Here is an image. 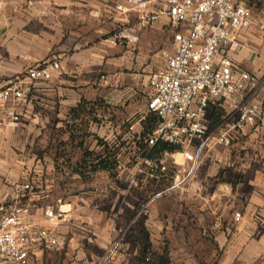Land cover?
I'll return each mask as SVG.
<instances>
[{
  "label": "crops",
  "instance_id": "crops-1",
  "mask_svg": "<svg viewBox=\"0 0 264 264\" xmlns=\"http://www.w3.org/2000/svg\"><path fill=\"white\" fill-rule=\"evenodd\" d=\"M125 1L0 0V84L8 77L24 75L27 69L43 62L58 61L61 64L51 81L25 80L27 97L20 105L22 121L11 127L18 130L23 139L46 141L47 144L52 125L57 123V127L60 126L59 120L66 119L71 109L82 101L94 102L99 117L104 112L100 105L105 103L108 106L107 113L111 116H105L102 124L95 125L97 135L113 141L121 133L126 124L120 126L112 112L126 94L135 92L133 75H138L135 72L141 68L148 72L150 85L152 64L148 56L150 48L145 42L147 30L154 37L166 36L169 29L165 26L170 24L173 28L171 51L175 49L174 34L178 30V26L165 15L142 26L136 12L124 15L117 11L116 6ZM165 1L152 0L151 7L162 10ZM121 25L133 27L139 34V41L112 44L111 37ZM150 25L153 26L148 27ZM241 41L240 49L233 55L234 61L264 81V44L261 46L260 40L251 36V29L241 34ZM139 42L141 51L136 58L132 50ZM225 113L223 108L209 110L208 118L213 128L224 120ZM11 128H0L2 202L12 196L15 183L29 182L26 170L15 163L14 151L6 147L12 140L13 134H8ZM46 144L39 154H33V166L38 171L43 168L38 156ZM242 144L251 146L240 147ZM209 149L213 152L206 156H211L215 163H210L207 175L203 174L188 187L192 199L184 194L188 190L183 186L185 182L180 184L182 187L176 184L163 186L165 166L158 175L142 170L146 175L138 182L135 174L141 169L137 164H130L129 168L121 164L118 182L100 173L91 182L73 175L66 182L63 180L61 186L60 178L54 174V162L52 158L48 159L46 170L49 175L53 174V179L47 181L50 185L46 191L35 194L34 200L37 204H42L44 199L60 200L71 220L59 225V233L65 241L63 247L44 251L37 264H168L164 255L150 262L146 259L149 260L150 250L162 244L155 238L166 235L167 227L161 226L168 222L171 208H176L185 221L186 214H189L191 221L196 223L195 232L209 238L214 254L219 256L215 264H263L264 128H248L233 140L231 146L224 147L223 152ZM55 151L50 148L48 157H52ZM217 161H223V170L216 173ZM160 162L162 164V159ZM123 171L134 176L131 178L133 183L131 179L127 181L128 186L121 175ZM154 185L155 194L161 195L155 198L149 213L145 214L142 210ZM50 186L54 193L46 198ZM174 189L181 193L176 200L169 196ZM137 191L142 192L141 197ZM183 207L192 210V215L186 209L181 211ZM236 212L242 213L239 221L235 219ZM35 214L40 223L46 224L40 209L35 210ZM136 220H141L139 229H135ZM133 222L132 238L123 240L115 255L108 257L113 242L126 236ZM165 245L166 241H163Z\"/></svg>",
  "mask_w": 264,
  "mask_h": 264
},
{
  "label": "built area",
  "instance_id": "built-area-1",
  "mask_svg": "<svg viewBox=\"0 0 264 264\" xmlns=\"http://www.w3.org/2000/svg\"><path fill=\"white\" fill-rule=\"evenodd\" d=\"M152 0H126L116 6L124 15L137 13L146 25L162 15L178 26L175 49L165 67L150 80L153 91L147 110L159 122L147 141L166 142L182 147L186 159L194 162L212 145L229 147L248 128H264V81L242 69L233 59L242 45L241 34L254 27L248 0H166L162 10H154ZM264 43V19L258 25ZM138 32L119 26L111 43H137ZM61 68L58 61H47L12 76L0 84V128L21 123L20 105L27 97L25 80L51 81ZM211 108L225 109V118L216 127L208 118ZM194 147V148H193ZM193 167V169H194ZM31 182L15 183L14 193L0 201V264H37L46 250L60 249L65 241L59 225L71 220L60 200L37 204ZM153 194L142 212L148 214ZM42 211L46 224L35 210ZM241 212L235 213L239 221ZM124 235L113 242L108 257L118 251ZM264 264V262H263Z\"/></svg>",
  "mask_w": 264,
  "mask_h": 264
},
{
  "label": "rangeland",
  "instance_id": "rangeland-1",
  "mask_svg": "<svg viewBox=\"0 0 264 264\" xmlns=\"http://www.w3.org/2000/svg\"><path fill=\"white\" fill-rule=\"evenodd\" d=\"M248 2L253 14V21H254V27L251 28V36L257 37L261 42V46H263L264 43L262 42L258 25L264 19V0H248ZM152 26L153 25H150L148 27H152ZM165 27L169 29L166 32L167 33L166 36L157 35L156 37H154V34H152L150 30H147L148 34L147 36H145V40H147L145 42H147V45L149 46L148 48H150L148 56L150 57L149 62L152 64L151 75H153L154 73H158L165 67L166 58L170 54V52H172L170 49V42L172 41L171 29L173 28L170 26V24H167ZM143 30L144 28L142 29V31ZM142 31H141V35L143 34ZM134 49L135 50H132V52L135 53L137 58V55H139V51H141L140 42L136 46H134ZM135 74H138L136 76L133 75L135 77L134 83L136 85L135 92L126 94L121 100L118 108H116L115 111L112 112V115L114 116L113 118L117 123H119L120 126L127 124L129 121L130 122L135 121L140 116H143L148 112L147 102L153 93L149 85V77H148L149 74L148 72L146 73L143 72L142 68L139 71L135 72ZM103 115L104 117L107 116L108 118H110L111 116V114L109 113H104ZM95 125L96 124H92L91 127V131L94 133H96ZM140 127H141L140 122H138L137 120V122H135L134 124V129L136 131H139L141 129ZM8 134H13V135H12V140H10L9 144L6 147H8L7 148L8 150L14 151L16 157L15 163L20 168L26 170V174L28 175L29 182L31 183L32 181L37 182L45 174L43 175V171H38V169H35L36 168L35 165L33 166V163H35L33 154L35 153L39 154L40 152L39 150L43 148L42 146L46 144V141L39 142L38 140H33V139H23L20 136L18 130L14 128L9 129ZM247 140L248 139H245L244 142H247ZM239 146L240 147L246 146L247 148L250 147L251 145L247 146L245 144H242ZM211 148H216V150H220V152H223L224 150L223 146H217V145L215 146L212 145ZM208 152L212 153L213 149H209V148L205 149L198 158L195 167L193 161L186 159V156L184 155L182 150L164 155L162 157V164L161 162L157 163L155 161H150L149 163H146L141 159H139L137 162L131 163V161H128V159L126 158L122 160L121 164H124L126 167L130 164H137L136 166H138L139 169H141L140 171L138 170L139 172L137 171V173L135 174V179L137 182L144 179V176L146 175L144 173L145 171L153 173L155 175L158 173L160 166H165L168 169V172L166 174L167 176L163 186L171 187V185L176 184V186L179 185L180 187H182L180 184L185 182V185L183 184V186L186 189L190 186V184L193 183L194 180H200L203 174L207 175L206 170L208 169L210 171L209 168L211 165L210 163L211 162L215 163V161L212 160L211 156H206ZM179 153H182L181 157L177 156ZM216 163L217 164L214 166L216 170L214 171L217 173L223 170V161L221 162L217 161ZM142 170L144 172H142ZM121 175L123 177L126 186H128L127 181H129L132 177H134L128 171H123ZM153 179L155 180L156 178ZM133 180L134 179H131L130 182L133 183L134 182ZM150 182L153 183V181ZM154 187L155 185L153 186L152 194L156 193ZM176 189H174L171 192V195H169L170 197H174L175 200L178 198V196H181L179 189L178 190ZM137 194L140 197L142 196V192H138ZM184 194H186L185 196L187 198L188 197L191 198L192 197L191 189L188 188V190H185ZM184 209H186L188 213L190 214L192 213L191 212L192 210L186 207H183L181 211ZM186 215H187L186 217L187 221H185L183 216L178 214L176 208H171V210L169 209V214H168L169 220L166 224H162L161 226L163 227V225H165V228L167 227L165 230L167 231V233L166 235H164V237L162 236L161 238L154 237L155 239H157L158 242L162 241V244L161 246L157 247L155 250H153L150 253L149 257L151 261L155 260L160 255L162 256L164 255L166 256V261L168 264L217 263L215 262V260L219 259V256L218 254L216 255L214 254L213 245H211L210 241L208 240L209 238L207 239L204 236L199 235V233L195 232L194 229L197 228L195 226L196 223L191 221L189 214ZM137 221L138 220H136L135 222L137 223ZM133 224L134 222L131 224V227H128L129 231H131V228L134 226ZM163 241H166L165 246H163Z\"/></svg>",
  "mask_w": 264,
  "mask_h": 264
},
{
  "label": "trees",
  "instance_id": "trees-1",
  "mask_svg": "<svg viewBox=\"0 0 264 264\" xmlns=\"http://www.w3.org/2000/svg\"><path fill=\"white\" fill-rule=\"evenodd\" d=\"M100 106L104 110L103 114L108 112V106L105 103ZM96 109L94 102L82 101L71 109L66 119L59 120L61 122L60 126L57 127V123L52 125L50 139L38 156L41 164H43L41 171L45 175L37 182L32 181V191L34 193L39 194L41 191H46L48 189L47 185H50L47 181L51 180L53 174L46 173L48 159L50 158L54 162V174L60 178L58 182L62 186L63 180L66 182L70 176L78 175L82 181L91 182L100 173H105L109 178L118 182L119 166L123 159L126 158L132 163L137 162L139 158H147L160 163L165 152L174 153L182 150L181 146L162 141L154 145L148 144L147 141L159 122V117L148 110L147 114L124 125L121 133L113 141L101 137L91 131L92 124L100 125L104 119V115L98 116L99 113ZM137 120H140L141 129L139 131L133 129V125ZM66 135L67 139H65ZM50 148L56 149L52 157H48ZM162 167L160 166L158 173L162 170ZM163 171L162 174H165L163 179L166 180L168 169L164 168ZM158 173L155 175H158ZM49 193L50 195L54 193L51 186L49 192L45 194L46 198L49 197ZM139 223L140 220L134 224L137 226L135 229H139ZM133 230L134 226L128 232L129 234H126L124 240L132 238ZM146 261L150 262V257Z\"/></svg>",
  "mask_w": 264,
  "mask_h": 264
}]
</instances>
